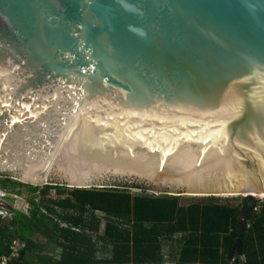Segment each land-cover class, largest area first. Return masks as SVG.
<instances>
[{"label":"water","instance_id":"obj_1","mask_svg":"<svg viewBox=\"0 0 264 264\" xmlns=\"http://www.w3.org/2000/svg\"><path fill=\"white\" fill-rule=\"evenodd\" d=\"M0 176L241 197L240 236L264 199V0H0Z\"/></svg>","mask_w":264,"mask_h":264},{"label":"trees","instance_id":"obj_2","mask_svg":"<svg viewBox=\"0 0 264 264\" xmlns=\"http://www.w3.org/2000/svg\"><path fill=\"white\" fill-rule=\"evenodd\" d=\"M0 187L14 193L22 187L31 194H41L37 203L29 201L32 208L28 214L10 209L8 214L12 213V217H0V256H10L13 240L23 243L9 264H159V239L176 234L185 238L176 264H229L226 256L237 238L242 241L239 264H264V199L256 201L253 212L246 218V230L238 236L236 223L241 201L181 205L180 197L145 194V189L139 186H127L130 189L126 186L111 189L34 187L5 177L0 178ZM52 189L57 195L65 196L56 200L44 198ZM134 189L144 194L129 192ZM95 211L115 221L127 222L130 228L120 230L106 224L103 235H97L93 241L84 231L76 233L59 227L58 220L96 233L99 223L85 220L86 214ZM41 237L58 248L56 256L42 253L43 244L35 240ZM99 241L111 245V258L107 261L96 260L95 243ZM28 254H33L35 260L29 259Z\"/></svg>","mask_w":264,"mask_h":264},{"label":"rangeland","instance_id":"obj_3","mask_svg":"<svg viewBox=\"0 0 264 264\" xmlns=\"http://www.w3.org/2000/svg\"><path fill=\"white\" fill-rule=\"evenodd\" d=\"M0 178H3L2 176H0ZM16 193L11 192L7 189H1L0 187V206L4 209L2 210V216H4V218H10L12 217V213H10V215L8 214V210H16L20 213L23 214H28L29 210L32 208L31 204L29 203V201H34L35 203H37L39 201V199L41 198V194H39L38 192L31 194L26 188H17ZM18 192V193H17ZM133 194H144L142 193L140 190H131L129 191ZM145 194H151V192H145ZM2 196V197H1ZM65 196V194L62 195H57V193L55 192V190H49L48 193L44 196V198L50 199V200H56L60 197ZM214 199H205L204 197H186V196H181L180 197V204L184 205V204H189L192 202H215V203H225V202H230V203H239L241 201L240 197H213ZM43 214H45V216H48V214L46 212H42ZM90 215V213L86 214V216L88 217ZM97 215V214H96ZM95 215V216H96ZM55 220V219H54ZM99 230V227H98ZM97 230V231H98ZM90 236H92L90 234ZM36 241H39L41 244H43L44 249L42 253H47L50 255H54L56 256L59 253L58 248L55 247L53 242H48L45 241L44 238H36ZM27 257L29 259H33L35 260V256L33 254H28Z\"/></svg>","mask_w":264,"mask_h":264},{"label":"crops","instance_id":"obj_4","mask_svg":"<svg viewBox=\"0 0 264 264\" xmlns=\"http://www.w3.org/2000/svg\"><path fill=\"white\" fill-rule=\"evenodd\" d=\"M102 215L104 216V219L101 217ZM89 216L90 217H86L85 220H87V221L88 220L89 221L94 220V221H97L99 223V230L96 233L95 232H91V231H89L87 229L82 230L79 227H70L68 224H66V223H64L62 221H59V220H58V224H59L60 228H65V229L69 228L71 231L76 232V233H83V231H84L85 233H88L89 235L91 234L92 235L91 237H92L93 241L96 240L97 235H99V236L103 235L104 227H105L106 224H113L114 226H116L120 230H128L130 228V225L127 222H123L122 220H121L120 224L117 223V221L116 222L107 221L109 219V216H106V214H104V213H102L100 211H95L93 213H90ZM184 239L185 238H183L182 234H176V235H173V236H170V237L169 236H165V235L162 236L159 239V241H160V258H161L159 264H163L164 260L168 261L170 264H176L177 260H178L179 252H180L181 247H182L183 242H184ZM14 241H17V242L21 243L17 239L13 240L12 242H14ZM11 247H12V243H11ZM11 247H10V249H11ZM95 249H96L95 250V257H96L97 261H107V260H109L111 258V245L110 244H108L106 242H103V241H99V242L95 243ZM101 255H103V256L100 257ZM6 257H10V256H6ZM241 260H242V257H241Z\"/></svg>","mask_w":264,"mask_h":264},{"label":"built area","instance_id":"obj_5","mask_svg":"<svg viewBox=\"0 0 264 264\" xmlns=\"http://www.w3.org/2000/svg\"><path fill=\"white\" fill-rule=\"evenodd\" d=\"M2 197V196H1ZM2 210H4L1 206H0V217H4V216H2ZM7 215H10V214H7ZM103 219H104V216L102 215L101 216ZM107 221H113V222H116L115 221V219H113L112 217H109V219L107 220ZM106 221V222H107ZM105 222V223H106ZM117 223H121V221H117ZM104 224V223H103ZM23 243H19V242H17V241H14V242H12V247H11V251H12V253H11V255H10V257H6V256H0V264H9V262H10V258L11 257H16L17 256V253H18V250L23 246L22 245ZM103 255H101L100 257H102ZM163 264H170L168 261H166V260H164V263Z\"/></svg>","mask_w":264,"mask_h":264}]
</instances>
